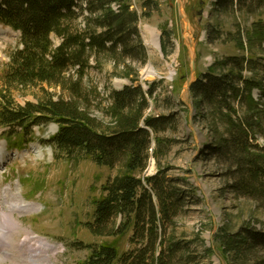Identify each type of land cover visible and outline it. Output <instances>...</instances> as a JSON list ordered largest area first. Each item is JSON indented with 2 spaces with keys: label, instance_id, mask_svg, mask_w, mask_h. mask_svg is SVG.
I'll return each instance as SVG.
<instances>
[{
  "label": "rangeland",
  "instance_id": "374dc122",
  "mask_svg": "<svg viewBox=\"0 0 264 264\" xmlns=\"http://www.w3.org/2000/svg\"><path fill=\"white\" fill-rule=\"evenodd\" d=\"M82 9L77 25L84 29L90 16L86 3ZM130 12L138 17L137 34L127 33L130 39L116 55L102 53L91 60L83 95L89 96V116L110 128L119 118L113 111L114 91L140 87L145 94L140 128L150 133V147L146 168L137 176L147 185V179L162 174L178 195L169 224L160 229L157 255L163 251L171 264H264V195L242 184L246 177L232 150L219 151L233 135L231 124L249 116L256 124L250 143L264 148V0H131ZM146 27L158 35L157 50L146 45ZM6 29L0 27V89L19 46V36ZM51 38L55 46L60 44L57 36ZM232 58L239 59L237 69L228 67ZM149 67L156 75H146ZM209 75L227 76L238 88L242 78L261 81V88L252 92L256 113L231 88L224 98L192 91ZM48 94L54 100L72 99L48 85L13 89L20 106L38 104ZM154 120L162 123L160 130L147 125ZM31 131L34 144L29 150L13 146L10 153L0 128L1 158L16 156L0 170V210L7 214L0 213V264H41L43 257L49 264H87L89 246L117 244L122 254L134 249L132 231L125 237H99L85 226L94 220L93 201L102 195V187L127 173L126 160L114 169L84 158L71 161L51 144L56 124ZM34 145L43 149L44 157H38ZM16 192L23 198L15 197ZM23 202L33 209L9 208ZM154 202L158 205L156 198ZM122 223L118 218L117 226ZM33 236L51 246L35 240L32 249L22 246ZM172 245L176 251L171 254ZM35 251L40 261L31 258Z\"/></svg>",
  "mask_w": 264,
  "mask_h": 264
},
{
  "label": "trees",
  "instance_id": "16d2710c",
  "mask_svg": "<svg viewBox=\"0 0 264 264\" xmlns=\"http://www.w3.org/2000/svg\"><path fill=\"white\" fill-rule=\"evenodd\" d=\"M84 2L0 0V22L22 34L20 46L11 55L9 72L1 80L0 128L6 129L8 140L18 137V144L22 145L29 140L34 126L55 123L59 132L53 143L67 159L84 158L110 169L125 159L127 173L109 179L102 187V195L93 201L94 221L85 226L99 237H125L132 231L130 243L135 248L122 254L117 244L89 246L92 254L87 264H171L170 256L167 258L163 251L158 256L157 251L162 243L160 229L172 218L177 192L162 180V174L147 179V185L137 176L146 168L150 147V133L140 128L146 106L144 92L140 87H125L112 93L114 116L119 118L116 126L110 128H104L89 116V96L83 95V81L91 60L102 53L116 55L119 47L130 39L126 34H137L138 17L130 12L131 0H93L87 3L90 17L82 29L77 22ZM115 3L121 7L120 13L111 8ZM52 34L63 39L57 48L51 41ZM138 44L143 48L140 41ZM229 62V68L239 67V59L232 58ZM262 79L264 82V76ZM39 85L59 88L72 99L54 100L48 94L38 104L15 103L13 89ZM261 86V81L242 78V88H238L227 76L209 75L193 85L192 91H202L207 97L216 93L224 98L231 88L240 102L245 100L249 111L256 113L258 105L252 92ZM153 91L152 87L149 93ZM126 112L129 113L124 115ZM250 118L231 124L233 135L219 151L232 150L246 177L242 184L264 195V148L250 143L256 125ZM161 124L156 125L155 120L147 123L154 130H160ZM118 218L123 219L121 226H117ZM175 247L169 249L171 254L175 253Z\"/></svg>",
  "mask_w": 264,
  "mask_h": 264
},
{
  "label": "bare ground",
  "instance_id": "6f19581e",
  "mask_svg": "<svg viewBox=\"0 0 264 264\" xmlns=\"http://www.w3.org/2000/svg\"><path fill=\"white\" fill-rule=\"evenodd\" d=\"M188 24V23H187ZM188 29H189V27H188ZM146 32H147V37H148V40L146 41V45L149 47V48H151V49H158V42H157V37H158V35L152 30V29H150V28H148V27H146ZM146 73V75L147 76H154V75H156V73H155V71L153 70V68H151V67H149L148 69H147V71L145 72ZM34 148H35V151H37V153H38V157H44V151H43V149L42 148H40V147H38V146H36V145H34ZM33 148V149H34ZM2 152V150L0 151V153ZM4 152V151H3ZM5 153V152H4ZM1 156V155H0ZM20 195H21V193L19 194V193H14V196L15 197H19L20 198ZM0 198H1V192H0ZM33 206L31 205V204H28V203H22L20 206H16V205H9V208H11V210H15L16 208H19V209H29V208H31V209H33L32 208ZM0 213L2 214V215H7L6 214V212L5 211H3V210H0ZM32 239L33 240H31L30 238H28V239H26V241H24L23 243H21L22 244V246H28L29 248L31 247V249H32V246H30V244L32 245L33 243L31 242V241H34L35 240V242H37V243H40V244H44V245H46V246H51V245H49L47 242H45V240L44 239H42V238H40V237H38V236H33L32 237ZM28 248V249H29ZM30 250V249H29ZM31 258H33V259H35V260H37V261H40L41 260V258H40V256H39V254H37L36 253V251H35V254L34 255H32L31 256ZM42 260L43 261H40V263L41 264H49V263H51L50 261V259H48V257H43L42 258Z\"/></svg>",
  "mask_w": 264,
  "mask_h": 264
},
{
  "label": "water",
  "instance_id": "95a60500",
  "mask_svg": "<svg viewBox=\"0 0 264 264\" xmlns=\"http://www.w3.org/2000/svg\"><path fill=\"white\" fill-rule=\"evenodd\" d=\"M193 71H194V69H193Z\"/></svg>",
  "mask_w": 264,
  "mask_h": 264
}]
</instances>
